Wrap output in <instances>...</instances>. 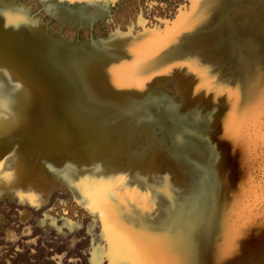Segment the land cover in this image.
I'll return each instance as SVG.
<instances>
[{
    "label": "bare ground",
    "instance_id": "bare-ground-1",
    "mask_svg": "<svg viewBox=\"0 0 264 264\" xmlns=\"http://www.w3.org/2000/svg\"><path fill=\"white\" fill-rule=\"evenodd\" d=\"M62 4L0 0V264H264L258 24L79 43Z\"/></svg>",
    "mask_w": 264,
    "mask_h": 264
},
{
    "label": "rangeland",
    "instance_id": "rangeland-1",
    "mask_svg": "<svg viewBox=\"0 0 264 264\" xmlns=\"http://www.w3.org/2000/svg\"><path fill=\"white\" fill-rule=\"evenodd\" d=\"M19 1L26 3L28 0ZM49 1L56 3L58 0ZM62 5L75 9L86 20V25L77 29L79 43L129 42L141 36L163 35L181 28H203L212 25L223 9L229 11L225 24L219 30L225 39L215 41L216 44L211 46L213 50L225 45L228 39H238L241 27L248 28L251 22L258 24V35L262 36L258 41L255 38L257 43L252 49H260L264 40V0H63ZM207 37L209 35H204L201 40ZM235 47L233 44L231 48ZM208 48L205 45L201 49L210 50ZM64 77L68 78L67 75ZM254 176L264 190V162L261 169L254 170Z\"/></svg>",
    "mask_w": 264,
    "mask_h": 264
}]
</instances>
